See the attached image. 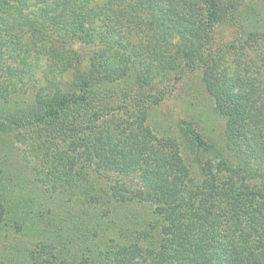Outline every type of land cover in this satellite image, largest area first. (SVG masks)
<instances>
[{
	"label": "trees",
	"instance_id": "obj_1",
	"mask_svg": "<svg viewBox=\"0 0 264 264\" xmlns=\"http://www.w3.org/2000/svg\"><path fill=\"white\" fill-rule=\"evenodd\" d=\"M263 9L0 0V264H264Z\"/></svg>",
	"mask_w": 264,
	"mask_h": 264
},
{
	"label": "rangeland",
	"instance_id": "obj_2",
	"mask_svg": "<svg viewBox=\"0 0 264 264\" xmlns=\"http://www.w3.org/2000/svg\"><path fill=\"white\" fill-rule=\"evenodd\" d=\"M263 12H264V9H263ZM223 31H224L223 34H224L225 39H229L230 36H233V35L236 36L237 34L236 30H234L233 28H225ZM76 47L79 51H82V50L85 51V49L88 50V48L84 45L78 44L76 45Z\"/></svg>",
	"mask_w": 264,
	"mask_h": 264
}]
</instances>
